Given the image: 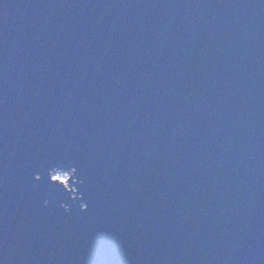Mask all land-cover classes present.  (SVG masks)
I'll list each match as a JSON object with an SVG mask.
<instances>
[{
    "label": "water",
    "instance_id": "95a60500",
    "mask_svg": "<svg viewBox=\"0 0 264 264\" xmlns=\"http://www.w3.org/2000/svg\"><path fill=\"white\" fill-rule=\"evenodd\" d=\"M0 264H264V0H0Z\"/></svg>",
    "mask_w": 264,
    "mask_h": 264
},
{
    "label": "rangeland",
    "instance_id": "374dc122",
    "mask_svg": "<svg viewBox=\"0 0 264 264\" xmlns=\"http://www.w3.org/2000/svg\"><path fill=\"white\" fill-rule=\"evenodd\" d=\"M54 176L60 177L62 181H65V183H67V180H68L70 174H67V173H53V177Z\"/></svg>",
    "mask_w": 264,
    "mask_h": 264
},
{
    "label": "snow or ice",
    "instance_id": "6c2138e0",
    "mask_svg": "<svg viewBox=\"0 0 264 264\" xmlns=\"http://www.w3.org/2000/svg\"><path fill=\"white\" fill-rule=\"evenodd\" d=\"M36 179H40V176H36ZM53 182H58L60 184L65 183V181H62L61 178L58 176L53 177Z\"/></svg>",
    "mask_w": 264,
    "mask_h": 264
}]
</instances>
